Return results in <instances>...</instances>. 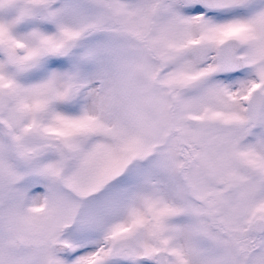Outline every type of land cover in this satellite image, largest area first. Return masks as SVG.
<instances>
[{
    "label": "snow or ice",
    "instance_id": "1",
    "mask_svg": "<svg viewBox=\"0 0 264 264\" xmlns=\"http://www.w3.org/2000/svg\"><path fill=\"white\" fill-rule=\"evenodd\" d=\"M0 264H264V0H0Z\"/></svg>",
    "mask_w": 264,
    "mask_h": 264
}]
</instances>
